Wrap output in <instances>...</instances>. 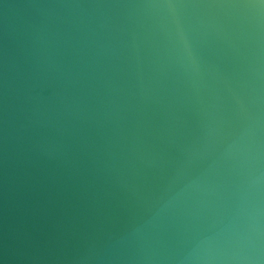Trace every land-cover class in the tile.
<instances>
[{
  "label": "water",
  "instance_id": "water-1",
  "mask_svg": "<svg viewBox=\"0 0 264 264\" xmlns=\"http://www.w3.org/2000/svg\"><path fill=\"white\" fill-rule=\"evenodd\" d=\"M0 264H264V0H0Z\"/></svg>",
  "mask_w": 264,
  "mask_h": 264
}]
</instances>
